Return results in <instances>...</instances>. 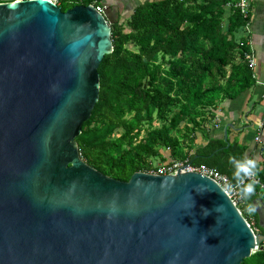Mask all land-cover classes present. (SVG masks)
Returning a JSON list of instances; mask_svg holds the SVG:
<instances>
[{
  "label": "water",
  "instance_id": "obj_1",
  "mask_svg": "<svg viewBox=\"0 0 264 264\" xmlns=\"http://www.w3.org/2000/svg\"><path fill=\"white\" fill-rule=\"evenodd\" d=\"M116 15L0 0V264H241L264 234L212 179L178 170L123 181L81 158L76 137Z\"/></svg>",
  "mask_w": 264,
  "mask_h": 264
},
{
  "label": "trees",
  "instance_id": "obj_2",
  "mask_svg": "<svg viewBox=\"0 0 264 264\" xmlns=\"http://www.w3.org/2000/svg\"><path fill=\"white\" fill-rule=\"evenodd\" d=\"M106 3L112 5L109 0L57 1L62 11ZM115 3L120 10L110 25L113 50L98 67L99 98L76 137L81 158L123 181L152 169V160L159 158L160 163L168 159L213 168L237 184L232 161L246 159L247 146L230 140L228 129L226 140L210 137L208 129L216 124L221 103L254 84L244 58L250 51L246 37L237 36L250 20L249 10L244 17L236 0ZM123 11L130 12L125 20ZM255 173L264 183V154ZM258 200L264 204V192L255 184L251 199L237 206L264 234L257 212L248 211ZM241 264H264V241Z\"/></svg>",
  "mask_w": 264,
  "mask_h": 264
},
{
  "label": "crops",
  "instance_id": "obj_3",
  "mask_svg": "<svg viewBox=\"0 0 264 264\" xmlns=\"http://www.w3.org/2000/svg\"><path fill=\"white\" fill-rule=\"evenodd\" d=\"M250 15L249 31H239L238 37H246V44L253 55L255 65L251 68L254 84L234 99L221 103L215 113L218 115L217 126L211 125L208 129L210 137H223L224 130H230L229 139L238 138L241 144L247 146L246 156L256 162L262 161L263 152L258 149L254 141L255 135L250 133L256 129L257 120L261 121L264 109V0H247ZM116 5L118 13L120 7ZM256 131V130H255ZM197 143H203L201 134L197 136ZM261 143L264 146V129L261 134ZM256 207L261 210L257 203ZM258 215V214H257ZM264 216V214L262 213ZM264 224V222H263Z\"/></svg>",
  "mask_w": 264,
  "mask_h": 264
},
{
  "label": "built area",
  "instance_id": "obj_4",
  "mask_svg": "<svg viewBox=\"0 0 264 264\" xmlns=\"http://www.w3.org/2000/svg\"><path fill=\"white\" fill-rule=\"evenodd\" d=\"M49 1L57 4L58 0H49ZM235 7H238L240 9V12L243 14L244 17L247 16L248 14L247 0H236ZM96 9H98L99 11L101 10L100 7H96ZM248 26H249V22H247L243 26L244 31L246 32L249 31ZM244 58L247 61L248 66L250 68H253L255 65V61L253 59L252 53L250 51L244 53ZM261 121H264V109H263ZM217 122H218V118L216 119L215 126H217ZM263 129H264V126L257 127L254 141L257 144L258 149L262 151L264 154V146L261 143V134L263 132ZM247 159H253V158L250 156H247ZM178 170L182 172H197V173H200L212 179L226 192V194L233 200L236 206L242 204V199L239 195L238 185L231 183V181L229 180L227 176L219 173L216 169H213V168H209L206 166H192L191 164L186 163L184 161H170V162L155 164L152 169L148 171H144V172L155 174V175H173ZM251 180L256 182L255 184L258 185L260 191L264 192V183L261 182L260 178L257 176L256 173L253 177H251ZM246 181L248 180H245V182Z\"/></svg>",
  "mask_w": 264,
  "mask_h": 264
},
{
  "label": "clouds",
  "instance_id": "obj_5",
  "mask_svg": "<svg viewBox=\"0 0 264 264\" xmlns=\"http://www.w3.org/2000/svg\"><path fill=\"white\" fill-rule=\"evenodd\" d=\"M257 126H264V121L257 120ZM235 171L233 173V179L236 181L237 185L239 186V195L241 199L250 200L255 192V181L251 180V177L255 175L256 169V161L253 159H243V160H236L233 159L232 161ZM245 180H248V183H245ZM193 206V205H192ZM223 205H217L215 207L216 212L223 211ZM257 210L254 204H250L248 206V211L250 213H254ZM209 214L208 209H203V215L207 216ZM206 237H204V242Z\"/></svg>",
  "mask_w": 264,
  "mask_h": 264
},
{
  "label": "rangeland",
  "instance_id": "obj_6",
  "mask_svg": "<svg viewBox=\"0 0 264 264\" xmlns=\"http://www.w3.org/2000/svg\"><path fill=\"white\" fill-rule=\"evenodd\" d=\"M110 2H112V5H109L108 3H106L107 5H109V6H111L112 8H115V6L116 5H113V3L115 2V1H118V0H109ZM127 1V2H126ZM123 2H124V4L125 3H128V4H133L134 2H136V0H123ZM117 7V6H116ZM120 10V9H119ZM129 13L130 12H128V11H123V13H122V19L123 20H125L126 18H128L129 17ZM218 116V115H217ZM158 125V123H155V126H157ZM181 126H182V124H181ZM257 131V128L256 129H254L253 128V131H250V133H253L254 135L256 134V131ZM118 133H119V131H118ZM117 133V134H118ZM162 153L164 154V155H168V152L167 151H162ZM168 161V159L166 160V162ZM152 162H153V164L155 165V164H158V163H160L161 162V160L159 159V158H155V159H153L152 160ZM248 215V214H247ZM245 216L246 217V220H247V222H249V225H250V227L253 229V231L255 232V234H258V233H260V230L258 229V227L256 226V224H255V221H254V219L252 218V217H250V216Z\"/></svg>",
  "mask_w": 264,
  "mask_h": 264
},
{
  "label": "flooded vegetation",
  "instance_id": "obj_7",
  "mask_svg": "<svg viewBox=\"0 0 264 264\" xmlns=\"http://www.w3.org/2000/svg\"><path fill=\"white\" fill-rule=\"evenodd\" d=\"M256 208H257L256 212L259 211V208L258 207H256Z\"/></svg>",
  "mask_w": 264,
  "mask_h": 264
}]
</instances>
